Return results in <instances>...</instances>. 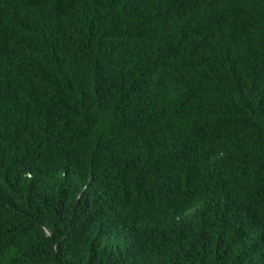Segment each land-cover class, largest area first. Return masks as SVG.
<instances>
[{"label": "trees", "instance_id": "16d2710c", "mask_svg": "<svg viewBox=\"0 0 264 264\" xmlns=\"http://www.w3.org/2000/svg\"><path fill=\"white\" fill-rule=\"evenodd\" d=\"M0 264H264V0H0Z\"/></svg>", "mask_w": 264, "mask_h": 264}]
</instances>
